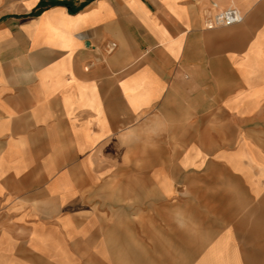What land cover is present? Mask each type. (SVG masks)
<instances>
[{"label":"crops","instance_id":"crops-1","mask_svg":"<svg viewBox=\"0 0 264 264\" xmlns=\"http://www.w3.org/2000/svg\"><path fill=\"white\" fill-rule=\"evenodd\" d=\"M0 264H264V0H0Z\"/></svg>","mask_w":264,"mask_h":264},{"label":"built area","instance_id":"built-area-1","mask_svg":"<svg viewBox=\"0 0 264 264\" xmlns=\"http://www.w3.org/2000/svg\"><path fill=\"white\" fill-rule=\"evenodd\" d=\"M243 21V16L237 7H229L219 11L214 17L206 22L207 29L230 27Z\"/></svg>","mask_w":264,"mask_h":264},{"label":"clouds","instance_id":"clouds-1","mask_svg":"<svg viewBox=\"0 0 264 264\" xmlns=\"http://www.w3.org/2000/svg\"><path fill=\"white\" fill-rule=\"evenodd\" d=\"M121 143L125 145H131L139 141L140 137L135 129H129L120 136Z\"/></svg>","mask_w":264,"mask_h":264}]
</instances>
